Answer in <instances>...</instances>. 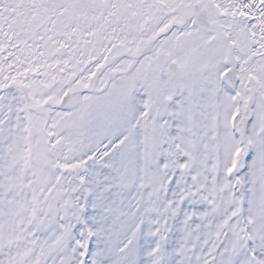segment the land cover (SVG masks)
Instances as JSON below:
<instances>
[{"label": "snow or ice", "instance_id": "1", "mask_svg": "<svg viewBox=\"0 0 264 264\" xmlns=\"http://www.w3.org/2000/svg\"><path fill=\"white\" fill-rule=\"evenodd\" d=\"M0 264H264V0H0Z\"/></svg>", "mask_w": 264, "mask_h": 264}]
</instances>
